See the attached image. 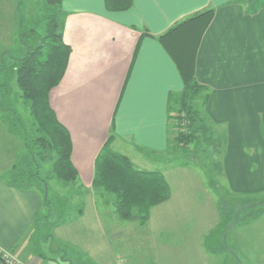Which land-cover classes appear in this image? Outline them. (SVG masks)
<instances>
[{
  "label": "crops",
  "instance_id": "0c3cea01",
  "mask_svg": "<svg viewBox=\"0 0 264 264\" xmlns=\"http://www.w3.org/2000/svg\"><path fill=\"white\" fill-rule=\"evenodd\" d=\"M206 9L214 16L194 57L195 79L208 94L201 116L211 132L226 131L223 163L231 186L264 190V0H133L123 11L107 9L104 0H62L63 41L71 51L48 100L70 135L71 162L84 194H102L92 186L94 161L111 134L112 151L132 163V154L136 162L142 155L164 164L169 159L174 138L169 96L181 91L182 79L175 54L158 37ZM112 208L109 219L119 221ZM41 209L40 190L19 189L0 177V250L29 264H82L61 243L74 240L73 222L64 211L40 218ZM240 225L231 234L239 264H264V217ZM253 231L252 240L244 238ZM204 234L199 230L192 245L198 260L210 253L200 239ZM42 236L54 241L48 251Z\"/></svg>",
  "mask_w": 264,
  "mask_h": 264
},
{
  "label": "rangeland",
  "instance_id": "374dc122",
  "mask_svg": "<svg viewBox=\"0 0 264 264\" xmlns=\"http://www.w3.org/2000/svg\"><path fill=\"white\" fill-rule=\"evenodd\" d=\"M45 4V0H0V177L5 180L11 166L27 154L26 144L35 136L28 105L20 96L11 66L24 56L26 46L33 44L30 30L43 32L44 19L53 9ZM199 109L202 112L201 106ZM226 136L224 128L213 129L208 140L199 136L187 152L174 150L173 143L165 164L145 155L136 162L134 154L130 155L139 169L160 170L164 175L168 171L165 177L171 191L169 203L154 207L145 225L109 219L113 215L114 195L101 189V195L93 191L84 194L79 181L48 178L51 162L42 163L39 172L45 180L41 185L48 199L39 216L55 218L64 211L68 222L74 224L69 230L74 240L61 243L68 255L74 261L81 259L82 264H239L232 231L247 221L242 220L246 215L255 214L251 219L264 217V190L241 191L231 186L223 163ZM84 210L85 217L80 218ZM237 220L242 221L234 226ZM199 230L205 233L200 239L206 247L224 246V250L205 253L198 260L193 255L197 246L192 249V245L199 241L195 235ZM255 233L249 232L250 237L244 238L252 240ZM53 242L44 240L40 244L48 251Z\"/></svg>",
  "mask_w": 264,
  "mask_h": 264
},
{
  "label": "trees",
  "instance_id": "16d2710c",
  "mask_svg": "<svg viewBox=\"0 0 264 264\" xmlns=\"http://www.w3.org/2000/svg\"><path fill=\"white\" fill-rule=\"evenodd\" d=\"M132 1L104 0L107 9L112 11L127 10ZM45 2L53 9L44 19L43 32L36 34L33 30L28 31L33 44L27 45L24 56L11 66L20 96L28 105L35 136L26 144L27 154H23L11 166L6 180L9 185L19 189L40 190L43 207L47 206L48 199L44 197L46 191L43 190V194L41 185L45 180L39 174L42 163L51 162L48 178L63 182L77 179V171L71 162L70 135L58 121L48 100L50 90L60 83L65 73L71 51L63 41L62 0ZM213 16V9L203 10L178 22L158 37L175 54L182 79L181 91L170 93L169 96L171 120L174 122L183 114L188 123L185 131L176 130L173 138V149L181 152L190 150L199 136L204 141L209 136L210 129L204 123L199 109L200 106L202 109L208 94L195 79L194 57L200 38ZM112 139L111 134L95 158L92 186L114 195V213L119 220H136L140 225H145L151 209L170 198L169 185L160 171L139 169L127 156L112 151ZM253 215H246L242 220H247L246 223ZM240 221H235L234 226ZM208 250L216 253L224 250V246L217 249L209 247Z\"/></svg>",
  "mask_w": 264,
  "mask_h": 264
},
{
  "label": "built area",
  "instance_id": "2783aa9c",
  "mask_svg": "<svg viewBox=\"0 0 264 264\" xmlns=\"http://www.w3.org/2000/svg\"><path fill=\"white\" fill-rule=\"evenodd\" d=\"M183 116L184 115L181 114L179 116V119H176V121H174L175 123L174 126L176 130L179 129L181 132L185 131V127L188 124ZM0 261H1V264H29L25 261H22L20 258H18L16 254L8 252V251H4V250H0ZM115 264H123V263L121 261H117Z\"/></svg>",
  "mask_w": 264,
  "mask_h": 264
}]
</instances>
